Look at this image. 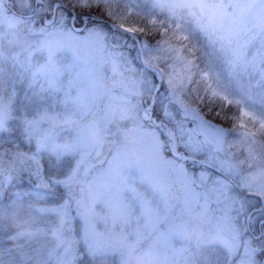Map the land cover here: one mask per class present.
<instances>
[{
    "label": "snow or ice",
    "instance_id": "snow-or-ice-1",
    "mask_svg": "<svg viewBox=\"0 0 264 264\" xmlns=\"http://www.w3.org/2000/svg\"><path fill=\"white\" fill-rule=\"evenodd\" d=\"M12 11L9 22L37 38L29 68L45 46L49 60L56 51L71 60L66 80L41 64L0 100V130L13 119L21 125L0 135V206L43 202L38 211L47 218L46 226L20 234L40 235L36 247L0 236V264H126V249L152 239L161 248L144 253L179 264L187 251L179 241L190 228L199 240L213 230L224 239L227 253L216 264H264V0H23ZM109 68L132 74L109 99L126 100L133 136L121 141L122 130L98 118L113 157L108 169L93 172L82 134L61 139V132L76 101L85 103L73 122L78 128L99 111ZM38 74L44 83L36 89ZM113 173L122 186L109 182ZM137 179L155 203L124 195ZM85 183L90 199L121 220L139 209L145 223L137 218L134 239L114 229L93 236L87 201L77 194ZM174 185L181 196H173ZM193 215L200 222L190 226Z\"/></svg>",
    "mask_w": 264,
    "mask_h": 264
},
{
    "label": "rangeland",
    "instance_id": "rangeland-1",
    "mask_svg": "<svg viewBox=\"0 0 264 264\" xmlns=\"http://www.w3.org/2000/svg\"><path fill=\"white\" fill-rule=\"evenodd\" d=\"M23 3V0H19V6ZM9 7L13 8L12 0H0V100H7L10 90L16 86L19 87L22 82L27 83L32 78L33 71L36 70L41 64H48L50 69L56 70L59 77L67 79V73L65 72V64L71 60V54L68 52L56 51L49 60L47 47L42 51L34 52L31 58V68L28 67L29 51L33 48L36 41V36L30 30L23 25H12L9 22V17L12 14L8 11ZM117 68H109L108 77L102 86L99 88V94L101 95L100 109L97 112H93L87 115L86 119L82 121V127L78 128L73 122L79 121L81 113L84 112L85 103L84 100H78L74 103V115L69 117V125L61 132V139L64 136L75 134L77 132L82 134L84 142L92 149V159L94 163L93 172H98L101 169H108L110 161L112 160L113 144L111 139H105V134L97 130V119L100 117H107L112 121V126L115 129H121L119 139L121 141H127L133 136L132 121L129 116L127 102L122 97L115 101L109 99V96L113 93L122 94L123 89L129 86L131 76H126V72L119 70V76L114 75L113 70ZM129 73V72H127ZM37 83L35 88L38 89L41 84L44 83L43 76H36ZM45 88L48 86L45 84ZM14 109L19 112V101L14 105ZM31 115V113H29ZM8 123V122H7ZM19 123V120H18ZM21 127V125H18ZM7 129V127H6ZM11 132V131H10ZM8 130H0V135L10 133ZM146 142V141H145ZM34 147L39 148L38 142L34 141ZM99 152L100 155L96 153ZM50 156L51 153L49 147ZM109 182L113 185H120L119 177L113 173L109 177ZM135 191L125 190L124 195L128 199H133L135 196H139L144 200H152L155 203V195L151 188L142 183L139 179L134 182ZM77 194L82 196L87 201V207L84 209V215L90 219L92 223V233L95 236L98 232H104L107 230H115L121 234V236L134 239L132 233L135 231L137 218H139V224L142 226L145 223V219L140 216L139 209H136L133 218L124 221L121 220L116 213L108 209L105 204L90 199L89 185L87 183L77 186ZM181 190L179 185L173 186V196H181ZM4 209L0 210V236L7 234H13L18 237L19 243L26 247L38 246L42 237L40 235L34 237H28L26 235H20L21 233L35 232L36 229L46 226V217L38 211L39 207H44L43 202H38L32 207H17L9 208L3 206ZM52 223L56 228L62 229L68 232L70 225L62 223L58 218L51 217ZM200 222V218L197 215H193L189 218V225L195 226ZM79 222L77 223L76 233L77 239L79 237ZM70 237L72 233H69ZM11 243V242H9ZM69 243L73 247L76 246V241L69 239ZM187 251L179 258V264H216L217 256H221L227 253V247L224 239L221 238L214 230L202 240H199L197 234L191 231V228L186 231L179 241ZM160 249V244L155 240H149L144 243L141 248H132L125 250V260L127 264L128 252L134 251L136 253H144V249ZM157 264H165L162 257L154 256Z\"/></svg>",
    "mask_w": 264,
    "mask_h": 264
},
{
    "label": "clouds",
    "instance_id": "clouds-1",
    "mask_svg": "<svg viewBox=\"0 0 264 264\" xmlns=\"http://www.w3.org/2000/svg\"><path fill=\"white\" fill-rule=\"evenodd\" d=\"M114 75L119 76V70H113ZM127 264H157L153 255L147 253H136L134 251L128 252Z\"/></svg>",
    "mask_w": 264,
    "mask_h": 264
},
{
    "label": "trees",
    "instance_id": "trees-1",
    "mask_svg": "<svg viewBox=\"0 0 264 264\" xmlns=\"http://www.w3.org/2000/svg\"><path fill=\"white\" fill-rule=\"evenodd\" d=\"M12 2H13V5L19 6L18 5L19 4V0H12ZM12 9L13 8L9 7L8 11L13 15ZM126 76H131V74L126 72ZM0 97L5 98V95L4 96H0ZM14 115H16L17 117L19 116V112L16 111L15 109H14ZM18 125H19L18 119H13L11 121H8L6 127H7V130L9 132L10 131L13 132V131H18L20 129V127ZM1 209H4V207L3 206H0V210Z\"/></svg>",
    "mask_w": 264,
    "mask_h": 264
}]
</instances>
